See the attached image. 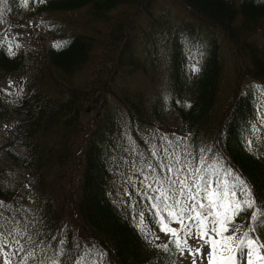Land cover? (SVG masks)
Returning <instances> with one entry per match:
<instances>
[{
  "label": "trees",
  "instance_id": "16d2710c",
  "mask_svg": "<svg viewBox=\"0 0 264 264\" xmlns=\"http://www.w3.org/2000/svg\"><path fill=\"white\" fill-rule=\"evenodd\" d=\"M13 5L0 0V22ZM170 6L190 18L175 20L166 37ZM33 10L73 16L49 27L48 43L0 49V79L16 76L26 91L11 105L0 88V120L13 124L0 141V225L18 221L49 255L64 241L62 264H166L154 244L169 245L177 264L169 239L146 240L157 237L156 222L138 229L118 199L129 168L144 185L158 174L146 170L158 163L149 143L156 128L153 135L190 146L169 143L168 152L197 165L203 152L208 165L219 157L242 175L256 204L235 216L237 227L264 246V154L245 138L255 102L254 90L241 87L248 78L264 85V0H45ZM79 12L84 30L76 29ZM201 41L203 62L191 76L189 48ZM129 76L138 78L133 86ZM6 167L23 170L25 190L5 178Z\"/></svg>",
  "mask_w": 264,
  "mask_h": 264
},
{
  "label": "snow or ice",
  "instance_id": "6c2138e0",
  "mask_svg": "<svg viewBox=\"0 0 264 264\" xmlns=\"http://www.w3.org/2000/svg\"><path fill=\"white\" fill-rule=\"evenodd\" d=\"M196 65L193 64L195 69ZM253 132L256 126L253 125ZM157 153L153 151L152 156ZM216 161L215 165H208L202 152L199 164L193 163L187 155L183 157L176 155L175 151L170 154L168 163L163 162V157L154 166L151 162L147 164L150 173L155 174L159 169L163 175H153L152 181L147 182L141 189V194L149 201H152L151 208L155 209L154 216L158 217L159 229L168 236L172 245L180 252L187 251L192 256L191 264H197L196 257L207 258V264H238L235 249H242L246 243L249 251V264H252L251 257L254 250V242L241 236L236 239V233L224 235L228 230L227 226L242 208L252 209L256 201L251 193V186L242 178L241 174H233V169L225 164H220L219 157L209 156ZM179 165V167H177ZM217 168L219 170H217ZM220 172L225 178L221 182ZM152 189L149 193L148 189ZM202 201H207L203 203ZM264 204V201H261ZM190 205V206H189ZM167 213V221L161 215ZM205 213L207 215H205ZM253 219L257 212L252 211ZM143 217V213H141ZM185 217L195 225L185 224ZM209 218H212L209 223ZM171 221H179L180 229L172 227ZM141 224L137 228H141ZM195 227L196 236L210 246L195 249L187 245V237L192 235L191 227ZM183 232L185 239H181L179 233ZM219 236V239L216 237ZM149 243L158 240L159 237H145ZM56 238L53 237V240ZM33 236L29 235L26 229H22L18 221H6L0 225V261L2 264H62L59 256L64 255V241L52 244V254L49 255V247L37 248L33 243ZM157 248L164 249L169 256L166 264H173L169 245L154 244ZM59 254V256H58ZM15 257V260L13 259Z\"/></svg>",
  "mask_w": 264,
  "mask_h": 264
},
{
  "label": "rangeland",
  "instance_id": "374dc122",
  "mask_svg": "<svg viewBox=\"0 0 264 264\" xmlns=\"http://www.w3.org/2000/svg\"><path fill=\"white\" fill-rule=\"evenodd\" d=\"M36 1L38 0H16L17 6L13 8L12 11H7L6 15H8V18L4 22H0V48H6L11 54H13L16 49L20 48L22 44L24 45H30L33 44L34 46H39L40 44L48 43L50 41V34L48 33L49 27L51 28L53 26V23L55 22H66L67 17L73 16L72 13H56L53 15H46V14H40V13H31L26 12L27 7H31ZM168 16L167 22L168 24L164 25V28L167 29L168 33L167 35L164 34L163 30H156L155 36L159 38V34L162 33L164 35L169 36L171 35V32L175 29V26L173 25L175 20H178L182 17L190 18L189 16L185 15V12L181 10L179 7L176 6H170L168 9ZM74 16L73 18H75ZM177 23V22H176ZM85 28V18L81 15V13H78V19L76 22V29L84 30ZM163 28V29H164ZM53 43H56L55 38H53ZM189 58L186 62L187 67L190 69L191 73L193 74L196 70V68L203 62V55L205 53V43L200 42V44L197 46V48L194 50L193 48H189ZM140 55H143V53H139ZM193 64L196 65L195 69L193 68ZM6 77V76H4ZM227 78V77H226ZM136 79L134 77L129 76V80L127 81L130 83L131 86H133V83H136ZM245 80V79H244ZM253 80L247 79L245 82L242 81L241 87L248 86L251 87ZM141 86V85H140ZM254 91V102H255V113L252 119L246 123L244 128V134L247 142L250 144V146L255 149L256 151L264 154V89L259 86ZM0 88L4 92L5 96L8 98V102L13 105L16 104L21 97L25 96L26 91L24 90V87L22 85L21 80L13 75H9L6 78L0 79ZM256 126V132H253L252 126ZM13 128V124L11 120H0V141L3 142L5 136L10 134L11 129ZM156 128L150 129V147L153 149L152 151H155L157 153L156 157H158V162L160 161L161 157L164 159V163H168V159L170 156L171 151L165 150L166 147H168V144L171 143L172 145L178 147L182 151H186L190 146L188 143L182 144L180 143V139L174 135H171L167 132H158L153 135V131ZM158 129V128H157ZM176 130V129H174ZM159 144V146H157ZM190 151V150H189ZM189 151H186L189 153ZM142 158V157H141ZM179 167V166H177ZM136 168H129L128 171H126L120 178V181L118 183V199L121 200L124 198L129 204L132 210L135 213L136 220L139 224H141V220H143V225L145 224H152L156 222V225L158 227L157 237H159L160 242H164L168 240V236L161 232L159 229L158 224V217L154 216L155 209L151 208L152 201H149L146 197H143L141 194V189L145 186L140 180L137 179L138 176H136L135 171ZM147 170V168H146ZM159 170V169H158ZM4 175L5 178L8 177L12 180V182H15L18 187H20L22 190H25L27 187V182L24 178V172L21 168H12V167H6L4 168ZM156 175H163V173L159 170ZM222 182V181H221ZM149 193L152 192V189H148ZM123 193V197H122ZM203 203H207V201H202ZM190 206V205H189ZM141 213H143V217H141ZM161 215L165 218L167 221V213L162 212ZM205 215H207L205 213ZM212 218H209V223ZM235 223V226L233 224ZM184 223L195 225V220L189 221L187 217H185ZM170 225L172 227H176L177 229H180L181 224L179 221H171ZM146 226V225H145ZM238 222L237 219L234 217L231 219L228 223V230L224 233V235H232L233 232L236 233V236L233 237L234 239L241 237L242 234L240 232V229L237 227ZM192 235L190 237H187V245L191 248L195 249L196 247H200L202 250L204 248H209L210 246L202 239H200L198 236H196V230L195 227H191ZM181 239H185V235L183 232L179 233ZM216 239H219V236L216 237ZM85 241H89L88 239H84ZM248 251L249 248L247 244L245 245V248L243 250L244 259L242 261H239L238 264H249V257H248ZM180 254V264H191L192 262V256L188 255L187 251L179 252ZM197 264H207V258L204 257L203 259H200L199 256L196 257ZM252 264H264V252H261L259 249L253 250V255L251 257ZM0 264H2V261H0Z\"/></svg>",
  "mask_w": 264,
  "mask_h": 264
},
{
  "label": "bare ground",
  "instance_id": "6f19581e",
  "mask_svg": "<svg viewBox=\"0 0 264 264\" xmlns=\"http://www.w3.org/2000/svg\"><path fill=\"white\" fill-rule=\"evenodd\" d=\"M190 75L192 76V73H190ZM252 86H251V88L255 91L256 89H258V87L257 86H255V85H259V86H261L263 89H264V85L262 84V83H260L259 81H254L253 80V82H252ZM249 86V85H248ZM254 105H255V103H254ZM245 245H246V243L244 244V247L242 248V249H235V251H236V256H237V262H239V261H242L243 259H244V255H243V250H244V248H245ZM255 249H259L261 252H264V246L262 245V244H260V243H258V244H256V243H254V250ZM179 252L180 251H178V261H177V264H180V254H179Z\"/></svg>",
  "mask_w": 264,
  "mask_h": 264
}]
</instances>
